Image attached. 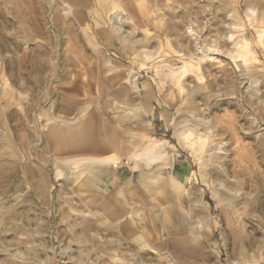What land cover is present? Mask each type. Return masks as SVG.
I'll list each match as a JSON object with an SVG mask.
<instances>
[{"label":"rangeland","instance_id":"obj_1","mask_svg":"<svg viewBox=\"0 0 264 264\" xmlns=\"http://www.w3.org/2000/svg\"><path fill=\"white\" fill-rule=\"evenodd\" d=\"M263 7L0 0V264H264Z\"/></svg>","mask_w":264,"mask_h":264},{"label":"bare ground","instance_id":"obj_2","mask_svg":"<svg viewBox=\"0 0 264 264\" xmlns=\"http://www.w3.org/2000/svg\"><path fill=\"white\" fill-rule=\"evenodd\" d=\"M263 5V4H262ZM264 8V7H263ZM253 12V11H252ZM236 14V13H235ZM239 17V16H238ZM240 17H241V15H240ZM260 17V16H259ZM263 17H264V15H263ZM242 18V17H241ZM264 19V18H263ZM262 19V20H263ZM264 26V25H263ZM262 26V27H263ZM260 32L261 31H259V34H260ZM262 33V32H261ZM261 35H259L258 37H260ZM258 40H260V38L258 39ZM257 40V41H258ZM261 42V41H260ZM262 43V42H261ZM260 44V43H259ZM246 45V44H245ZM240 46V45H239ZM242 46H244V45H242ZM255 46V45H254ZM138 47H140L139 45H138ZM131 48V47H130ZM135 48V47H134ZM141 48V47H140ZM246 48V47H245ZM252 48V47H251ZM139 49V48H138ZM250 49V48H249ZM249 49H248V47H247V50L249 51ZM257 49V48H256ZM238 50H240V49H238ZM137 51H141V50H137ZM243 51V50H242ZM244 51H246L245 49H244ZM248 51H246V52H248ZM251 51V50H250ZM132 52H133V49H132ZM139 53V52H138ZM210 53V52H209ZM229 53V52H228ZM240 53H242V52H240ZM239 53V54H240ZM237 54V53H236ZM250 54V53H249ZM209 55V54H208ZM141 56H142V54H141ZM205 56H206V54H205ZM243 56V55H242ZM246 57L248 56V55H245ZM252 56H253V54H252ZM232 57H237V55L235 56H232ZM238 57H239V55H238ZM237 57V58H238ZM207 58V56L204 58V59H206ZM209 58V57H208ZM207 58V60H209ZM243 58V57H242ZM245 58V57H244ZM142 59V58H141ZM239 60H241V59H239ZM243 60V59H242ZM250 60H252V57H251V59ZM184 61V60H183ZM187 61V60H186ZM245 61V60H244ZM243 62V61H242ZM141 63V62H140ZM184 63H185V61H184ZM194 63V62H193ZM246 63V62H245ZM195 64V63H194ZM198 64V63H197ZM202 64V63H201ZM204 64V63H203ZM244 64V63H243ZM245 65V64H244ZM189 66H190V63H189ZM196 66V65H195ZM182 68V67H181ZM205 68V67H204ZM187 69V68H186ZM185 69V70H186ZM189 69V68H188ZM187 69V70H188ZM199 69H201L200 67H199ZM191 70V69H190ZM226 70V69H225ZM170 71V70H169ZM182 71V70H181ZM173 72V71H172ZM171 72V73H172ZM188 72V71H187ZM169 73V72H168ZM176 73H178V72H176ZM176 73H175V75H176ZM220 73V75H218V74H215V75H213V77H212V79L210 80H208L209 81V83H210V85H211V88H212V86L214 87H217V86H219L220 85V83H222L223 84V86H226V87H228V88H230L231 90L230 91H235V92H237V90H239L238 88H237V86L234 84V82H233V80H229L231 77H229V75H228V77H229V79H227V75H226V73H224V70H222L221 72H219ZM183 74V73H182ZM187 74H189V73H187ZM251 74V73H250ZM168 75H170V74H168ZM172 75V74H171ZM175 75H174V78H175ZM177 75H179V74H177ZM184 75V74H183ZM258 75V74H257ZM183 77V76H182ZM181 77V78H182ZM170 78H171V76H170ZM173 78V79H174ZM180 78V79H181ZM178 79V78H177ZM169 81V80H168ZM172 81V80H171ZM179 81V80H178ZM174 82V81H173ZM171 83V82H170ZM175 83V82H174ZM176 83H177V81H176ZM261 85H264L263 83H261ZM175 86V85H174ZM179 86V85H178ZM181 86V85H180ZM179 86V87H180ZM204 86H205V84H204ZM195 87V86H194ZM209 88V87H208ZM221 88H222V86H221ZM183 89V88H182ZM194 89V88H193ZM216 89V88H215ZM202 90V89H201ZM228 91H229V89H227ZM204 91V90H203ZM227 91V92H228ZM228 92V95H229V93H231V92ZM202 92V91H201ZM222 92H224V91H222ZM226 92V93H227ZM180 93V92H179ZM225 93V92H224ZM196 93H194V95H195ZM207 95V94H206ZM231 95H232V93H231ZM237 95V94H236ZM233 96V95H232ZM209 97V96H208ZM250 97V96H249ZM205 98H207L206 96H205ZM204 98V99H205ZM218 98V97H217ZM240 100V99H239ZM123 103H125L124 101H122ZM121 102V103H122ZM141 102V101H140ZM189 102V101H188ZM241 102L242 103H246V104H248L253 110H254V112H255V120H256V122H255V124H251V122H250V125H248L249 126V128H248V132H244V133H242L241 134V136L243 137V138H252V133H251V131H253L254 129H257L258 127H260V125L261 124H263L264 123V89H263V91H261L260 92V94H255V95H252L251 96V98H248V97H246V95L244 96V95H241ZM240 102V103H241ZM119 103V102H118ZM121 103H119V104H121ZM123 103H122V105H123ZM205 103V102H204ZM226 104V105H228V106H233L234 108H235V110H237V102H235V99H232V98H226V99H220V101L218 100V101H215L214 102V104L217 106V105H219V104ZM239 103V104H240ZM126 104V103H125ZM130 105V104H129ZM206 105V104H205ZM213 105V104H212ZM212 105H210V106H212ZM214 105V106H215ZM243 105V104H242ZM136 106V105H135ZM209 106V107H210ZM213 106V107H214ZM124 107V106H123ZM127 107V106H126ZM133 107H134V105H133ZM137 107V106H136ZM135 107V108H136ZM240 107V106H239ZM243 107V106H242ZM241 108V107H240ZM136 109H139L138 107L136 108ZM242 109V108H241ZM132 110H134V109H132ZM240 110V109H239ZM130 111H131V109H130ZM138 111V110H137ZM140 111H141V109H140ZM238 111V110H237ZM246 111V110H245ZM126 114H127V111L125 112ZM142 113V112H141ZM129 114V113H128ZM204 114H205V112H204ZM235 116V115H234ZM245 114L244 113H241V111H239V114L238 115H236L233 119H232V121H231V125H232V127L231 128H229V130L231 131V133H232V135L234 136V137H236L237 136V134H238V132H239V130L237 129V121H239L240 119H243V120H245ZM64 120V119H63ZM247 120V119H246ZM66 121V120H65ZM248 121V120H247ZM70 122H72V121H70ZM246 122V121H245ZM74 123V122H73ZM216 123V122H215ZM222 123V122H221ZM193 124V123H192ZM204 125V124H203ZM192 127H193V125H192ZM191 128V127H190ZM189 128V129H190ZM196 128V127H195ZM201 128V127H200ZM183 129V128H182ZM188 129V128H187ZM193 129V128H192ZM206 129V128H205ZM244 129V128H243ZM207 130V129H206ZM205 130V131H206ZM210 130V129H209ZM177 131V130H176ZM178 131H179V129H178ZM204 130H203V132H205ZM214 131V130H213ZM175 132V131H174ZM181 132H182V130H181ZM90 133V132H89ZM210 133V132H209ZM209 133L208 134H206V133H199L198 132V129L196 128V129H194L192 132H190V133H186V134H188L186 137H188V139L190 138V143L191 144H189V146L191 145L193 148H194V144H196V142H199V146H197V145H195V148H194V151L195 152H200L201 151V146H202V144L204 143V139L202 140V139H200V138H204V137H202V136H205V139H207L206 137H210L209 136ZM179 134H181L180 132H179ZM215 134V133H214ZM214 134H212V135H214ZM175 135V134H174ZM194 135V136H193ZM216 135V134H215ZM196 137V142L194 141V138ZM212 137V136H211ZM213 137H215V136H213ZM232 138V137H231ZM254 138V137H253ZM187 139V140H188ZM210 139V138H209ZM208 139V140H209ZM238 139V137H236L235 138V140H237ZM184 140V139H183ZM183 140H181V141H183ZM180 141V142H181ZM211 141V140H210ZM179 142V143H180ZM206 143V142H205ZM209 143V142H208ZM210 143H212V142H210ZM218 144V143H217ZM207 145V144H206ZM209 145V144H208ZM207 145V146H208ZM216 145V144H215ZM261 145H263V143H262V141L260 140V138L257 140V141H255L254 140V147H260ZM166 146V145H165ZM181 146H182V144H181ZM186 146V145H185ZM188 146V145H187ZM186 146V147H187ZM190 146V147H191ZM197 146V147H196ZM155 147V146H154ZM215 147V146H214ZM156 148V147H155ZM184 148V147H183ZM207 148V147H206ZM220 148V147H219ZM159 149V148H158ZM203 149V148H202ZM215 149V148H214ZM151 151H152V149H150ZM157 150V149H156ZM190 150V148L188 147V151ZM234 150V149H233ZM194 151H193V153H194ZM205 151V150H204ZM215 151H218V150H215ZM214 151V152H215ZM231 151V150H230ZM151 154V155H150ZM149 155H146L148 158H146L145 159V161H146V163H148L149 161H151L152 159L154 160V158H155V152H153L152 151V153H150ZM205 154V153H204ZM194 155V154H193ZM206 155V154H205ZM208 155V154H207ZM202 156V155H201ZM199 157H200V155H199ZM196 158H197V156H196ZM196 158H195V160H196ZM205 158V157H204ZM155 159H158V157H156ZM196 161H198V160H196ZM195 161V162H196ZM211 161V160H210ZM209 162V161H208ZM207 162V163H208ZM152 163V162H151ZM210 163V162H209ZM139 166L141 165V164H139V163H137ZM209 165V164H208ZM137 167V166H136ZM140 168H142V166L140 167ZM226 169V168H225ZM142 170V172L144 173V174H146L145 175V181H146V183H148L149 182V179H150V182H152V183H154V182H156V180L158 181L159 179V176L158 175H155V170L153 169V171H151V170H149V171H146V170H144V169H141ZM103 171V170H102ZM237 172V171H236ZM235 171H234V173H236ZM141 173V172H140ZM247 173H249V172H247ZM158 174V173H157ZM239 174V173H238ZM244 174H246V173H244ZM160 175V174H159ZM147 176V177H146ZM207 176V175H206ZM247 177L249 176V175H246ZM143 177V176H142ZM162 177H164V176H162ZM239 177H240V174H239ZM242 177V176H241ZM241 177H240V179H241ZM250 177V176H249ZM141 178V177H140ZM221 178V177H220ZM236 178H237V176H236ZM246 178V177H245ZM233 179H235V177L233 178ZM259 179V178H258ZM89 180V179H88ZM220 180V179H219ZM219 180H218V182H219ZM244 180V179H243ZM247 179H245V181H246ZM140 181V180H139ZM144 181V180H143ZM161 181H163V180H161ZM170 181V183H172V185H174V183L176 184V186H177V182L173 179H171V180H169ZM248 181V180H247ZM263 181V180H262ZM92 182V181H91ZM168 182V181H167ZM174 182V183H173ZM221 182V181H220ZM259 182H260V180H259ZM258 182V183H259ZM93 183V182H92ZM164 183V182H163ZM236 183H238V184H241L242 183V180H236ZM246 183V182H245ZM220 185H221V183H220ZM220 185H218V188H219V186ZM250 185V184H249ZM263 185H264V183H263ZM167 186V185H166ZM244 186V185H243ZM227 188V187H226ZM244 188V187H243ZM176 189V188H175ZM180 189V188H179ZM220 189H222V188H220ZM230 189H232V188H230ZM234 189L235 188H233V190L232 191H234ZM237 189V188H236ZM240 189H242V188H240ZM258 189V188H257ZM173 191V190H172ZM179 191V190H178ZM256 191H258V190H256ZM260 191V190H259ZM173 192H175V191H173ZM263 192H264V190H263ZM256 193H258V192H256ZM260 193V192H259ZM234 194H236L235 192H234ZM262 194V193H261ZM264 194V193H263ZM217 195H219V194H217ZM221 195V194H220ZM218 196V202L219 203H221V202H224V201H228V202H231V201H233L236 197H234V196H232V195H224V196ZM241 195V194H240ZM198 196V195H197ZM256 196V195H255ZM258 196V195H257ZM261 196V195H260ZM246 197H248V196H246ZM198 198V197H197ZM199 198H200V196H199ZM198 198V199H199ZM255 198H257V197H255ZM260 198H262V197H260ZM264 198V197H263ZM198 199H197V202H198ZM243 199V198H242ZM241 199V200H242ZM247 199V198H246ZM244 200V199H243ZM251 200V199H250ZM258 199H256L255 200V204L256 205H254V206H257L258 207V205L259 206H261L262 205V202L261 201H257ZM263 200V199H262ZM216 202V201H215ZM240 202V201H239ZM243 202V201H242ZM193 203V202H192ZM235 204V203H234ZM251 204V203H250ZM224 205H226V204H224ZM228 205H230V203L228 204ZM236 205V204H235ZM227 206V205H226ZM178 207V206H177ZM220 207H222V206H220ZM219 207V208H220ZM228 207V206H227ZM261 207H263V206H261ZM218 208V209H219ZM229 208H232V207H229ZM239 209V208H238ZM220 210V209H219ZM235 210V209H234ZM181 215H185V214H181ZM184 218H186V217H184ZM203 218V217H202ZM201 218V219H202ZM200 222V221H199ZM194 225V224H193ZM192 231V230H191ZM243 240V239H242ZM249 242V241H248ZM244 253V252H243ZM247 254V253H246ZM250 254V253H249ZM251 258V257H250ZM258 258H259V256H258ZM218 259V258H217Z\"/></svg>","mask_w":264,"mask_h":264},{"label":"crops","instance_id":"obj_3","mask_svg":"<svg viewBox=\"0 0 264 264\" xmlns=\"http://www.w3.org/2000/svg\"><path fill=\"white\" fill-rule=\"evenodd\" d=\"M111 178V177H110Z\"/></svg>","mask_w":264,"mask_h":264}]
</instances>
